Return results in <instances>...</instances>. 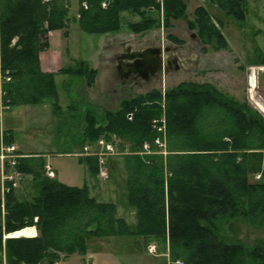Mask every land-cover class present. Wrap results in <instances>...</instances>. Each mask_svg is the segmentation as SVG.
<instances>
[{
    "label": "trees",
    "instance_id": "obj_1",
    "mask_svg": "<svg viewBox=\"0 0 264 264\" xmlns=\"http://www.w3.org/2000/svg\"><path fill=\"white\" fill-rule=\"evenodd\" d=\"M102 2L79 0V7L87 5V9L79 8V19L75 20L81 32L112 33L119 30L121 12L142 14L146 8H159L158 0H110L104 9ZM222 2L217 0L216 6L228 9L226 13L241 8L240 0ZM164 7L170 10L165 18L172 15L175 20L184 9L180 0H165ZM67 12V3L62 0L47 4L41 0H0V76L8 106H34L48 101L57 113L55 76L83 79L88 87L93 84L96 71L87 68L85 62L61 68L55 74L41 69L39 54L48 46V32L62 31L68 37ZM196 17L202 31L195 35L203 44L207 35L203 28L207 26L203 27L202 22L208 17L203 9L196 10ZM155 22L148 18L130 28L142 33ZM210 34L219 46V33L212 29ZM118 106L114 112L104 111L101 122L90 110L80 144L83 147L114 136L118 141L113 145L118 151H128L123 155L126 201L135 210L134 229L114 218L112 204H98L91 199L86 185L70 187L40 178L44 163L36 162L31 168V160L20 159L15 171L40 178L39 193L25 203L15 202L11 193L7 195L3 224L0 218V252L3 236L32 227L34 218L40 236L6 239L8 264H40L43 260L53 264L54 252L82 255L87 250L86 238L91 235L168 239L169 255L180 264H264V248L249 250L240 244H225L218 228L222 221L238 218L254 228L264 226L259 217L264 212V176L260 182H250L253 174L261 170L264 173V154L252 151L264 149L263 123L246 107L226 99L212 87L190 82L179 84L163 96L150 91L122 100ZM163 109L168 149L165 159L155 155L153 141L159 135L150 127V121L160 119ZM3 139L7 145L13 144L10 135L4 134ZM147 142L152 154L140 155ZM79 161L92 177L97 168H102L97 157L86 156ZM80 208L84 221L76 229L68 234V229L65 233L55 232L54 224L66 212H79ZM92 225L96 229L88 231ZM62 233L69 238L63 244L56 239Z\"/></svg>",
    "mask_w": 264,
    "mask_h": 264
},
{
    "label": "rangeland",
    "instance_id": "obj_2",
    "mask_svg": "<svg viewBox=\"0 0 264 264\" xmlns=\"http://www.w3.org/2000/svg\"><path fill=\"white\" fill-rule=\"evenodd\" d=\"M109 1L103 0L101 8L104 9ZM180 1L184 9L176 20L172 15L171 19L165 18L170 10L165 9V0H158V10L146 8L142 14L123 11L119 14V30L103 35H90L81 32L75 21L79 19V0H68V37L65 38L62 31L48 32V46L42 52V57L51 59L61 68L74 67L76 62H85L89 69L96 67V75L89 87L83 79L56 76L59 106L57 113L52 111L48 101L34 106H8L1 82L3 75L0 76V130H10L17 153L19 150V153L35 154L21 156L18 153L21 159L31 160V168H34L36 162L44 163L40 178L70 187L81 188L86 185L90 198L98 204H112L115 208L114 218L123 220L130 230L134 229L137 220L135 210L126 201L127 173L123 155L128 151H124V154L116 151L115 156L105 158L109 171L106 180L100 176L99 168L96 176L92 177L87 166L79 161V158L86 157L81 154L82 148L88 143L82 147L80 140L88 120L86 115L90 110L101 122L104 111L118 110L122 100L150 91L160 92L163 96L179 84L190 82L212 87L226 99L240 107H246L264 125V0H240L241 8L234 10L235 13L228 11L229 14L226 13L228 9L216 6L217 0ZM197 9H203L208 17L207 21L202 22L203 27L207 26L206 29L203 28L204 34L209 35L214 29L221 36L219 46L214 34L204 36V46L196 37L195 34L202 31L196 17ZM148 18L156 22L147 31L137 33L130 28ZM189 25H192L190 29ZM208 38L212 39L208 42ZM15 41L16 39L13 43ZM130 47L161 51L168 49L169 55L166 57L175 61L179 68L148 81L127 79L116 69V59L122 57V53ZM161 114L160 118L164 117V109ZM2 132L8 135L7 131ZM0 138V145L7 146L2 134ZM112 139L116 140L114 136L108 140ZM252 145L255 148L256 144ZM166 151L168 155V149ZM252 151L264 154V149ZM155 155L162 156L157 153ZM167 155L162 157L165 159ZM46 165L52 169V177L47 174ZM13 173L14 185L6 184L0 173L2 224L6 215L8 194H12L15 202L25 203L31 202L39 193L40 178L18 171ZM257 176H260V180L256 179ZM263 176L261 170L250 177V182H260ZM81 211L80 208L79 212H66L54 224L55 232L65 233L68 229V234L76 229L84 221V213ZM259 217L264 220V212ZM36 223L37 218H34V225L28 228L35 229L36 237H39ZM218 228L219 238L225 244H240L249 250L257 246L264 248L263 225L254 228L245 219L238 218L224 220ZM95 229L96 225H92L88 231ZM7 237L8 235L3 236L0 264H8L5 249ZM56 239L63 244L69 238H64L62 233ZM149 248H154V254L148 252ZM86 249L82 255L54 252L53 264H176V261H180L171 259L168 239L126 236L98 238L91 235L86 238ZM47 263V260L40 262Z\"/></svg>",
    "mask_w": 264,
    "mask_h": 264
},
{
    "label": "built area",
    "instance_id": "obj_3",
    "mask_svg": "<svg viewBox=\"0 0 264 264\" xmlns=\"http://www.w3.org/2000/svg\"><path fill=\"white\" fill-rule=\"evenodd\" d=\"M43 4H47L49 3L50 0H41ZM63 2H67L68 0H62ZM103 6V5H102ZM105 7V6H104ZM128 120H131V116L129 115ZM150 126L151 129L156 132L157 135H159L158 137H156V139L154 140V144H156L155 146L157 147V154L159 155H167V148H166V143H165V119L164 117L160 118V119H153L150 122ZM100 142L98 143L99 145V149H100V153H99V157H103V159L105 160V158L108 157H112L115 156V154L113 153V149L114 147L112 146L113 143H117L116 140L112 139V140H106V139H100ZM95 147H92L90 144L84 146L82 148V154L81 155H89L92 154L94 151ZM150 148L149 144H144L142 146V150L140 154H148L150 153ZM20 158V156L17 153V150L14 146L12 145H7L5 146L4 144L0 145V173L2 178L4 179V181H6V184H13V176H15V173H13L15 171V167L17 165V161ZM45 170L47 172V174L49 175V177L53 176V172L52 169L46 165L45 166ZM100 176L106 180L108 179L109 176V171H108V167L105 168V166H102V168L100 169ZM257 180H260V176L256 177ZM7 190H9V188H7ZM154 248H149L148 252L151 254H154ZM176 264H180L179 262H177Z\"/></svg>",
    "mask_w": 264,
    "mask_h": 264
},
{
    "label": "water",
    "instance_id": "obj_4",
    "mask_svg": "<svg viewBox=\"0 0 264 264\" xmlns=\"http://www.w3.org/2000/svg\"><path fill=\"white\" fill-rule=\"evenodd\" d=\"M159 51L158 49L155 51L157 56H154L153 50H145L140 53H134L132 54V61L134 62V69L128 70L127 74H130L131 72L136 73V70L141 69L144 74V80L148 79L150 76H154L159 71H162L164 68L165 60L163 57H161L165 51ZM122 58H125L122 57Z\"/></svg>",
    "mask_w": 264,
    "mask_h": 264
},
{
    "label": "flooded vegetation",
    "instance_id": "obj_5",
    "mask_svg": "<svg viewBox=\"0 0 264 264\" xmlns=\"http://www.w3.org/2000/svg\"><path fill=\"white\" fill-rule=\"evenodd\" d=\"M150 50H153L154 51V56H157L156 52H155L157 49H150ZM159 51L161 52V50H159ZM131 55L132 54L125 55V58L128 59L129 63H128V65L124 66L123 68L119 66V64L121 63V58L122 57H120L119 59H116V62H117L116 69L120 72L121 76H126L125 78H127V79L132 78L133 80H135V79L138 78L140 80H144V74H143V71L141 69L136 70V73L131 72L130 74H127L128 70L134 69V66H135L134 62L131 59L132 58ZM167 55H169V54H166V56ZM161 57H163V55ZM178 68H179V66L177 65V63L175 61L168 60V58H167V61L164 64L163 70L157 72L152 77L150 76L148 79H146L144 81H148V80L154 79L155 77H157V76H159V75H161L163 73L165 74L166 72H169V71H172V70H176ZM134 71H135V69H134Z\"/></svg>",
    "mask_w": 264,
    "mask_h": 264
},
{
    "label": "crops",
    "instance_id": "obj_6",
    "mask_svg": "<svg viewBox=\"0 0 264 264\" xmlns=\"http://www.w3.org/2000/svg\"><path fill=\"white\" fill-rule=\"evenodd\" d=\"M137 48V47H136ZM145 50H148V49H135V47H130L128 49L125 50L124 53H122V57H124L125 55L127 54H134V53H140V52H143ZM168 49L165 51V53L163 54V59L165 61H167V57H166V54H168ZM39 60H40V65H41V69L44 71V72H48V73H57L60 69H61V66L57 65V63H54L51 61V59L48 60V58H45L43 59L42 57V53L40 54L39 56ZM77 63V62H76ZM129 61L127 58H121V63L119 64L120 67H124L126 65H128ZM92 70L96 71V67L95 66H92ZM57 76H62V75H57ZM58 77L55 76L54 78V81L57 80ZM144 81V80H143ZM56 85V84H55ZM1 123V122H0ZM7 131L8 132V135L11 136V132L10 130H5V129H2V131ZM1 131V130H0ZM0 132V135L2 134V136L5 134L4 132ZM12 137V136H11ZM0 142H1V138H0ZM15 146V145H14ZM18 153H19V150H18ZM23 153H19V155H21ZM23 155H30V156H34L35 154H23ZM22 156V155H21ZM78 188V187H77Z\"/></svg>",
    "mask_w": 264,
    "mask_h": 264
},
{
    "label": "bare ground",
    "instance_id": "obj_7",
    "mask_svg": "<svg viewBox=\"0 0 264 264\" xmlns=\"http://www.w3.org/2000/svg\"><path fill=\"white\" fill-rule=\"evenodd\" d=\"M64 3H66V2H64ZM81 6L83 7V9H87L86 3H82ZM1 142H2V140H1ZM99 142L100 141L98 140L96 143L90 144L92 147H95V149H93L94 152L92 154H89V155H86V156L97 157L100 160L101 166H105V168H107V162L103 159V157H99V153L101 152L100 149L98 148L99 147V145H98ZM147 143H144V144H147ZM155 145L156 144H154V141H153V147L155 148V151L154 152L156 153L158 149H157V147ZM12 146H14V144H12ZM112 146L114 147L113 153H115L116 151L119 153L117 145H112ZM149 147H152L151 144L149 145ZM144 154H146V153H144ZM148 154H152L151 148H150V153H148ZM20 159H21V156L18 159V161ZM18 161H17V165H18ZM17 165H16V167H17ZM21 236L26 237V238H34V237H36V231L33 228H25V229H23L21 231H18L16 233H13V234L8 235L7 238H17V237H21Z\"/></svg>",
    "mask_w": 264,
    "mask_h": 264
}]
</instances>
